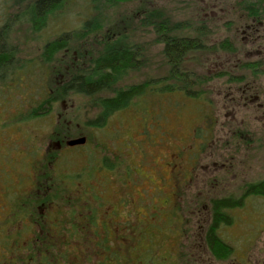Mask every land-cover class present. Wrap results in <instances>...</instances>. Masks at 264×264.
I'll use <instances>...</instances> for the list:
<instances>
[{"label": "flooded vegetation", "instance_id": "obj_1", "mask_svg": "<svg viewBox=\"0 0 264 264\" xmlns=\"http://www.w3.org/2000/svg\"><path fill=\"white\" fill-rule=\"evenodd\" d=\"M193 1L199 8L193 19L205 23L209 33L204 38L210 47L201 59L185 58L191 68H200L195 66L200 61L206 71L192 73L193 88L180 92L199 102L191 126L182 125L175 116L182 128L175 131L165 122L158 126L160 137L150 134L144 139L143 130L137 135L132 130L113 140L115 147L104 152L108 145L104 140L91 143L83 134L70 137L72 109L66 99L53 115L58 130L46 138L25 137L20 124L0 106V114L6 116L0 123L4 129L0 140L12 141L5 143L4 152L6 162L14 166L0 169V264H24V257L36 251L37 256L28 259L34 264L42 251L50 252L47 246L55 249V237L68 239L55 227L60 223L52 216L61 198L55 192L54 175L47 169L23 168L22 156L29 158L30 148L24 150L20 140H49L41 153L57 160L67 149L86 151L83 186L64 198L70 204V199L83 194V207L97 209V238L116 236L130 244L136 224L162 230L165 225L171 239H161L158 252L163 255V248L167 249L176 264H264V0ZM216 32L221 39L215 40ZM217 41L227 48L215 50ZM244 64L254 65L252 72H243ZM166 75L165 71L159 74L161 85H166ZM56 91L72 93L64 88L49 90ZM158 111L152 115L155 122L162 120ZM137 136L149 160L146 178L137 174L134 165L132 141ZM81 137H86L85 143L68 144ZM121 140L131 146L120 147ZM95 150L93 169L89 161ZM141 180L154 186L157 194L145 196L149 185L136 188ZM88 181L97 182L88 186ZM83 223L84 228L89 226L86 218ZM84 237L88 236L83 232Z\"/></svg>", "mask_w": 264, "mask_h": 264}, {"label": "trees", "instance_id": "obj_2", "mask_svg": "<svg viewBox=\"0 0 264 264\" xmlns=\"http://www.w3.org/2000/svg\"><path fill=\"white\" fill-rule=\"evenodd\" d=\"M64 1L65 0H35L25 12L26 16L29 15L30 20H32L38 28H42L45 26L44 24L48 15L59 9ZM119 1L122 0H115L116 4ZM107 2L113 4V0H108ZM95 3L97 5L96 0ZM100 8V5L96 6L97 11ZM135 10L138 11V15H141V20L137 22L136 27L144 29L145 33H154L157 37V43L162 44V55L164 57L162 61H164V66L167 68L165 70L167 74L166 85H161L159 73L155 75L151 74L147 80L141 83L122 86L120 83L123 81L124 77L128 76L131 71L134 72L142 65V49L137 43L131 41V30H129V26L122 29L121 25H119L115 31L110 30L108 33L104 32L103 34L105 37L102 40V46L91 52L74 53L71 56L72 60H70L69 64V76L63 77L58 81L61 90L63 88L65 90L69 89L72 95L80 94L96 99L95 104L102 112H99L95 120L89 122V124L94 127H102L106 120L105 118L114 114L116 111L131 108L137 110V108H141V106L149 105L150 101L152 102L151 99L155 97L157 105L151 104V107L156 108V110L154 109V114L158 110L159 113L164 96L181 95L180 92H182V89L187 87L193 88L194 85H191V83L194 78L190 76L192 73L199 74L206 72L203 63L200 61L195 64V66L200 65V68L193 69L186 63L185 59L188 56H200L201 59V56L207 51L206 48L210 47L209 42L204 38L209 32L204 28L205 23L203 21L198 22L192 18V20H188V22L182 21L179 22V24H175L163 13L160 6L158 7L156 5V0H149L147 2L143 0L138 2ZM91 21L92 20L86 21L85 27H83L87 30L86 33H76V31L66 32L56 40L47 42L44 52L41 54L44 63L52 64V56L58 53V51L66 49L70 41L84 40L87 39L88 35H91L93 36L91 41L98 42L96 34L101 33L103 29L101 28V24L96 23L91 25ZM9 25L10 23L7 22L6 26L0 28V79L2 80L6 79V76L12 71H16V75L19 76L18 71L23 70L27 64H31L29 62L16 66V60H14L15 50L9 40ZM80 31H84V29ZM224 44V42L217 41L214 49H226L227 47L224 46ZM83 63H85L84 65L87 67H85ZM38 64L37 61H34V63L31 64L33 66L32 69L35 70ZM240 67L243 69V72L248 73L252 72L254 65L244 64ZM11 81H13V79ZM164 93L165 95H162ZM57 95L58 96H56V93L46 92L40 96L41 101L37 103L35 102L36 96L34 94H27L24 91L23 95H21L23 97H21V102H17L18 104L11 109V111L15 110L16 113L9 111L7 114L10 117L12 116L14 123L17 121L20 124L21 128L19 129H22V134L25 137L46 138L44 136L45 134L41 135L40 127L38 125H32V122L50 116L52 114L51 112L55 109L56 103L66 98L64 94ZM175 105L178 106L180 104ZM3 106L5 105L3 104ZM70 106L73 108L72 103ZM73 109L76 110L78 108ZM71 119L73 125L68 131L70 137L83 134L84 136H88L91 143L94 142L92 134H89L90 132H85L81 127L78 128V126H75L77 124L75 118L72 117ZM77 120L80 121L79 116ZM51 124V133L47 137H51L53 132L58 130L54 121H52ZM22 141L30 148V154L32 156L29 162H27V159H22L23 168L31 163L30 167L47 169L50 170V175H54L53 182L56 188L55 192L57 196L61 194V198H57L59 204H55L54 214L52 216L60 223L55 224V227L59 229L61 235L64 233V237L68 236V239H64L61 236L55 237V241H52L53 244H55L53 245L55 249H52L51 245L47 246L50 249V254L42 251V258L37 262L35 261L36 263L34 264H45L46 262L49 264H67V258L72 254V251H83V240L89 239V236L90 238H92L91 236L97 238V227H99L97 222L99 213L97 209L89 206L83 207V194L81 198L74 196L70 199V204L69 201L65 202V193L75 194L80 187L83 186V169L75 168L72 164L68 163L69 161H65V163L62 157H60L59 160L51 155L41 158L42 151L38 147V140ZM91 162L94 161L90 160V165ZM91 173L94 175V170ZM93 180H95V176H93ZM96 182L97 181H88L86 184L91 186L95 185ZM84 217L88 220L89 224L86 228H84L83 225V220H85ZM135 230L136 236L134 240L130 241V244L126 242L122 243V241L116 239V236L113 238L104 235L102 239L97 238L99 241H102L103 252H105L104 256L99 257L97 264H109V261L111 264H114L113 260L115 258L118 260L117 255H122L121 250L126 252L125 255H128V260L131 261V264H134L129 255V250L131 246L133 247V245L139 244V224L135 225ZM83 232L85 234L87 233V238H83ZM93 232L95 234H90ZM71 241H74L75 245H72ZM110 241L113 242V244L106 245V243ZM159 243L160 240H155L154 243H152L155 247H150L151 251L154 250L153 252L156 253V247L159 246ZM35 252L36 251H32L24 257V264H29L30 262L28 259L37 256ZM153 255L154 254L151 253V256ZM83 260V256L81 258L77 256V261H75L74 264H80Z\"/></svg>", "mask_w": 264, "mask_h": 264}, {"label": "rangeland", "instance_id": "obj_3", "mask_svg": "<svg viewBox=\"0 0 264 264\" xmlns=\"http://www.w3.org/2000/svg\"><path fill=\"white\" fill-rule=\"evenodd\" d=\"M34 1L35 0H0V28L6 26L7 22L10 23L9 40L15 50L14 60H16V66L29 62L33 64L34 61L39 63L36 68L37 70H33V66L27 64L23 70L18 71L19 76L16 75V71H12L6 76V79H4L5 81L0 79V106H3L4 104L5 110L11 111L15 105L21 102V99L23 98L21 95H23L24 91L27 94H34L36 96L35 102L37 103L41 101L40 96L46 92L48 93L49 90L61 91L58 81L63 77L69 76L68 69L70 60H72L71 56L74 53L80 54L82 52L86 53L99 49L100 46H102V40L105 37L103 33H108L110 30L115 31L119 25H121L122 29L129 26V30H131V41L140 46L143 55L142 65L137 70L134 72L131 71L128 76L124 77L120 84L122 86L138 84L147 80L151 74L155 75L165 71L164 61H162L164 58L162 55V44L157 43V37L154 33H150L149 31V33H145L144 29L136 27L137 22L141 20V15H138V11L135 10V8L138 5V2L143 0H122L117 4L115 0H113V4L108 3V0H96L97 5L101 6L98 11L96 10L97 5L95 0H65L59 9L48 15L44 24L45 26L42 28H38V26L30 20L29 15L26 16L25 13ZM145 1L147 2L149 0ZM156 5L158 7L160 6L163 13L166 14L169 20L175 24H179V22L182 21L188 22V20H192L193 15L196 13L197 9H199L194 4L193 0H156ZM88 20H92L90 22L91 25L96 23L101 24L103 30L101 33L96 34L98 42L91 41V38L93 37L91 35H88L87 39L84 40L70 41L67 44L66 49L60 50L52 56V64L44 63L41 54L44 52L47 42L56 40L66 32L76 31V33H86L87 30L83 27H85L84 25ZM82 29H84V31H80ZM214 38L215 40H218L219 38L221 39V34L216 32ZM84 64L85 63H83V65ZM232 70H236L235 66ZM12 79L13 81H11ZM57 94L62 93L56 91V96H58ZM65 99L68 105H71L72 103L73 108H78L76 110L72 107L70 108L72 109V117L75 118L78 128L81 127L85 132H90L89 134H92L93 140H104L108 144L105 146L106 150L104 152H108L109 149L115 147L113 140H119L121 137L127 136L129 131L135 130V135H137L139 130H143L145 134H139L143 139L147 136L149 137L150 134H152V137H160L162 133L159 132V130L157 131V129H159L158 126H161L162 128V125L166 122L167 128L176 131L178 127L182 128V125L191 126L192 118L194 116L197 117L199 114L196 112V106L199 102L189 101L180 94L166 96V104L163 103L162 108L160 109L162 120H159V118V121L155 122L152 120V115L156 108L151 107V104L155 106L157 105L155 97L153 99L150 98L152 102L150 101L149 105L141 106V108H137V110H133V108L124 109L118 114L114 113L109 115L105 118L106 120L103 126L97 128L89 124V122L96 119L100 111L102 112V110L95 104L96 99H94V97H86L80 94L72 95L71 93L66 95ZM62 100L63 99L56 103L55 109L51 112L52 114L50 116L32 122V125H38L40 127L41 135L45 134V137L50 135V128H52L51 122L55 121L54 117L56 111L60 109V102ZM175 104L180 105L177 106ZM192 106L196 113L191 109ZM78 116L80 121L77 120ZM175 116H179L184 124L181 125V122L177 120ZM3 117L6 118V116L0 114V123ZM154 130L156 132L155 134ZM3 132L4 129L0 127V137ZM137 138L138 136L135 140ZM135 140H130L135 146L134 165L138 175H145L146 178L149 170V160H147L144 152L141 150L143 144L139 141L140 139ZM48 141L49 140H38V147L41 151L47 146ZM6 142L12 143L11 140H0V169L14 167L6 162L4 152ZM18 144H20L24 150L25 147H27L25 143ZM129 146L131 145L127 140H121L120 147H125L127 149ZM14 148H16V145ZM85 152L86 151L82 149L78 150L71 148L67 149L61 157L64 162L69 161L68 163L72 164L75 168L84 170L86 167V158L83 156ZM89 153L91 154V151ZM42 154L43 153H41V158H43ZM91 155L93 158H91V161L95 162H91V164H95L96 166V150L93 151V154ZM22 159H27V162H29L31 154H29V158L28 156L23 155ZM30 165L31 163L27 164L24 168L30 170L32 168ZM92 168H94V165ZM85 172L86 171H83V174H85ZM148 185L149 184L146 181L141 180L136 184V188L143 190ZM155 194H157L155 187L149 185V187L146 188L145 196L149 197L154 196ZM153 227V225L139 224V244H136L135 246L133 245V247L131 246L129 250L131 260L134 264H176L173 257L167 255L170 253L167 249L163 248V255L166 257L158 252L157 247L156 253L153 252L154 250L151 251L150 247L153 246L152 243H154L155 240L159 241L166 238L171 239L165 225H162L163 230L161 226H157L154 229ZM91 237L92 238L89 236V239L83 240V251H72V254L67 258V264H74V262L77 261V256H80V258L83 256L84 260L83 262H80V264H97L99 257L104 256L105 252H103L102 241H99L95 236ZM71 244L75 245L74 241H71ZM112 244L113 242L111 241L106 243V245ZM125 253L126 252L121 250L122 255H117L118 260L114 257V264H131V261L128 260V255H125ZM151 253L154 255L151 256ZM109 264H111L110 261Z\"/></svg>", "mask_w": 264, "mask_h": 264}, {"label": "water", "instance_id": "obj_4", "mask_svg": "<svg viewBox=\"0 0 264 264\" xmlns=\"http://www.w3.org/2000/svg\"><path fill=\"white\" fill-rule=\"evenodd\" d=\"M86 141V137H81L77 139H72L68 142L69 145L83 144Z\"/></svg>", "mask_w": 264, "mask_h": 264}]
</instances>
